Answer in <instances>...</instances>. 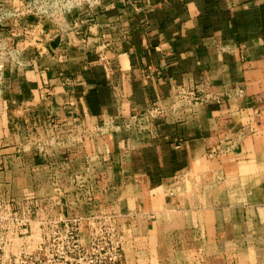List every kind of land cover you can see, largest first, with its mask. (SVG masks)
Returning <instances> with one entry per match:
<instances>
[{"label":"crops","instance_id":"obj_1","mask_svg":"<svg viewBox=\"0 0 264 264\" xmlns=\"http://www.w3.org/2000/svg\"><path fill=\"white\" fill-rule=\"evenodd\" d=\"M43 36L0 94L1 197L113 213L118 264H264V0H101Z\"/></svg>","mask_w":264,"mask_h":264},{"label":"rangeland","instance_id":"obj_2","mask_svg":"<svg viewBox=\"0 0 264 264\" xmlns=\"http://www.w3.org/2000/svg\"><path fill=\"white\" fill-rule=\"evenodd\" d=\"M100 3L101 0H0V94L8 86L10 90L16 85V79L22 80L16 77H21L22 71L30 66V59L38 52L35 45L40 42L43 33H49L50 36L68 30L70 25ZM47 36L45 34L43 37ZM38 145L41 143H36V147ZM9 199L10 197H1L0 194V215L4 230L10 231L11 227H15V224L3 218L9 211L16 212L19 217L29 221L25 224L18 221L17 239L13 240L5 253L0 252L3 260L8 258L6 262L10 261L9 257L16 256L17 262L13 264L60 263L63 259L55 256L59 252L60 243L55 238V233H63L64 229H70L72 225L77 228L81 246L88 252L82 257V252L70 253L68 250V264H109L107 257L115 238L120 239L122 246L118 217L113 213L88 217L80 231V218L68 219L61 216L59 205H53L51 209L38 205L31 209V205L26 204L15 206ZM40 246L44 247L45 252L39 250ZM12 253L15 255L12 256Z\"/></svg>","mask_w":264,"mask_h":264},{"label":"built area","instance_id":"obj_3","mask_svg":"<svg viewBox=\"0 0 264 264\" xmlns=\"http://www.w3.org/2000/svg\"><path fill=\"white\" fill-rule=\"evenodd\" d=\"M3 218H5L6 220H9L11 224H15V227L14 228L11 227L10 231L4 230L1 224V215H0V252L1 253H5V250L13 244V240L17 239L18 231L16 228V224L18 223V221L20 220L24 224L29 221V219L21 218L17 215L16 212H12V211H9V213L5 217L3 216ZM58 233H55V235L57 236L55 238L60 241V243L58 244L59 252L55 256L63 259L58 264H68L67 263L68 250L70 253L74 251H78L80 254L82 252L81 256L85 257L84 254H86L88 250L84 249L81 246L80 244L81 240H80V237L79 238L77 237V228L75 227V225H72L70 229L69 228L64 229L63 233L61 231H58ZM112 246L113 247H111V251L108 253L109 255L107 257L109 264H112L114 262L118 263L122 257V246L120 245L119 238L118 239L115 238V241ZM39 250L44 251V247L40 246ZM90 253L92 255L93 251L91 250ZM43 254L45 255V253ZM11 255L14 256L15 254L12 253ZM53 256L54 255L52 254L51 257ZM7 259L8 258L3 260L2 255L0 254V264H13L15 261L17 262L16 256L12 258L9 257L10 259L9 262H6ZM90 262H92V260H90Z\"/></svg>","mask_w":264,"mask_h":264}]
</instances>
